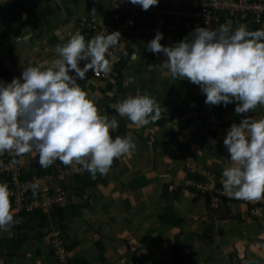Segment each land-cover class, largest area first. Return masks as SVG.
<instances>
[{
  "label": "crops",
  "instance_id": "1",
  "mask_svg": "<svg viewBox=\"0 0 264 264\" xmlns=\"http://www.w3.org/2000/svg\"><path fill=\"white\" fill-rule=\"evenodd\" d=\"M109 16L107 0H25L20 8L0 11V75L10 83L23 68L47 67L58 58V44L91 19ZM225 23L233 30L240 25L264 30V22L223 18L220 25ZM157 31L165 46L191 34L189 27L152 16L133 30L128 59L112 79L97 80L87 72L77 81L101 115L116 117L113 139L132 135L133 153L115 159L107 175L93 178L81 168L64 184L63 201L49 210L21 213L10 198L18 222L0 229V264H57L51 240L58 235L72 264H139L156 258L174 264H264V213L252 215L246 204L228 200L210 210L193 186L210 175L223 178L230 166L223 144L228 129L245 118H264V106L241 116L236 102L206 104L198 85L173 79L160 67L166 56L147 51ZM133 54L140 58L132 59ZM130 95L154 97L161 118L137 128L119 116L114 105ZM21 162L27 173L40 166L35 152L21 156ZM0 184L8 186V179L0 175Z\"/></svg>",
  "mask_w": 264,
  "mask_h": 264
},
{
  "label": "clouds",
  "instance_id": "2",
  "mask_svg": "<svg viewBox=\"0 0 264 264\" xmlns=\"http://www.w3.org/2000/svg\"><path fill=\"white\" fill-rule=\"evenodd\" d=\"M130 2L147 11L159 0ZM120 39L118 31L88 41L77 32L56 46L58 58L47 67L30 65L21 77L0 82V154L35 152L41 167L59 160L65 166H80L93 178L107 175L115 159L130 156L136 147L132 135L113 139L116 117L101 115L77 82L89 70L97 75L109 72L106 56ZM162 39L163 33L157 31L147 51L166 56L160 67L173 79L198 85L206 104L236 102L235 113L241 116L264 106V30L251 31L244 25L233 30L225 23L218 29L197 26L172 46L161 44ZM80 61L86 62L83 67ZM114 107L137 128L161 118L160 105L148 95H130ZM223 144L230 159V166L222 171L223 194L247 202L264 199V118L233 123ZM10 195L8 186L0 184V229L5 231L18 222Z\"/></svg>",
  "mask_w": 264,
  "mask_h": 264
},
{
  "label": "built area",
  "instance_id": "3",
  "mask_svg": "<svg viewBox=\"0 0 264 264\" xmlns=\"http://www.w3.org/2000/svg\"><path fill=\"white\" fill-rule=\"evenodd\" d=\"M110 16L107 20L91 19L87 27L79 33L88 41L97 35H107L118 31L121 39L109 49L106 58L110 62V71L96 74L89 70V74L97 80L107 81L113 78L127 56L131 44L133 30L148 21L152 16H158L179 26L189 27L191 33L197 27L217 29L223 18L235 23L254 21L264 22V0H159L158 5L145 11L130 0H107ZM25 0H0V11L9 7L20 8ZM85 64V61H80ZM0 82L6 79L0 75ZM24 165L21 156L15 152L0 154V175L8 179L12 204L18 211H46L60 204L66 197V187L70 178L80 174V166H65L59 160L50 166V172L30 177L22 176ZM223 178L214 175L207 176L204 181L194 182L195 189L204 194L210 210H217L221 201L244 203L250 207L252 215L259 216L264 208V199L258 202H247L230 198L223 194ZM36 186L35 188L33 186ZM58 185V186H56ZM33 195V196H32ZM53 254L57 264H72L67 248L58 235L51 240ZM188 251L185 250V254ZM180 257H183V254ZM173 259H146L139 264H174Z\"/></svg>",
  "mask_w": 264,
  "mask_h": 264
},
{
  "label": "trees",
  "instance_id": "4",
  "mask_svg": "<svg viewBox=\"0 0 264 264\" xmlns=\"http://www.w3.org/2000/svg\"><path fill=\"white\" fill-rule=\"evenodd\" d=\"M220 25V24H219ZM218 25V26H219ZM128 55H129V52L127 54V56L125 57L124 59V62L121 64V66L123 67L128 59ZM47 171V170H46ZM44 169H42L40 166H37V169L34 173L38 174V175H41V174H44L46 172ZM33 173H27L26 170H23L22 171V176L24 177H30ZM6 177V176H5ZM7 178V177H6ZM33 196V195H32ZM249 207V206H248ZM249 211H250V207H249ZM36 212V211H35ZM262 212L264 213V208L262 210ZM261 212V214H262ZM21 213H31V212H27V211H21ZM251 213V212H250ZM67 248V247H66Z\"/></svg>",
  "mask_w": 264,
  "mask_h": 264
}]
</instances>
